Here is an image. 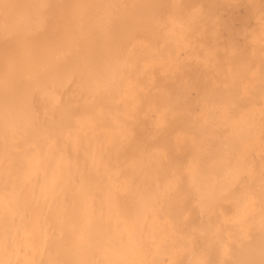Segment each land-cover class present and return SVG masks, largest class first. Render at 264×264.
I'll return each mask as SVG.
<instances>
[{"label":"bare ground","instance_id":"obj_1","mask_svg":"<svg viewBox=\"0 0 264 264\" xmlns=\"http://www.w3.org/2000/svg\"><path fill=\"white\" fill-rule=\"evenodd\" d=\"M0 264H264V0H0Z\"/></svg>","mask_w":264,"mask_h":264},{"label":"rangeland","instance_id":"obj_2","mask_svg":"<svg viewBox=\"0 0 264 264\" xmlns=\"http://www.w3.org/2000/svg\"><path fill=\"white\" fill-rule=\"evenodd\" d=\"M216 15L220 22L216 28L219 34L216 41L218 45L224 44L227 39L236 37L237 32L242 29L253 27V20L248 16L247 8L242 2L231 5L219 3L216 7ZM209 30L214 31L215 27L210 26Z\"/></svg>","mask_w":264,"mask_h":264}]
</instances>
